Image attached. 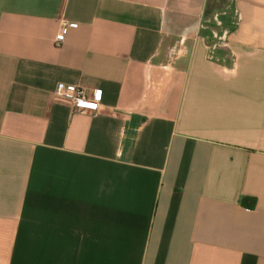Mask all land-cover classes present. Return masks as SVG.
Segmentation results:
<instances>
[{
  "label": "crops",
  "instance_id": "1",
  "mask_svg": "<svg viewBox=\"0 0 264 264\" xmlns=\"http://www.w3.org/2000/svg\"><path fill=\"white\" fill-rule=\"evenodd\" d=\"M227 1L0 0V264H264V0Z\"/></svg>",
  "mask_w": 264,
  "mask_h": 264
},
{
  "label": "built area",
  "instance_id": "2",
  "mask_svg": "<svg viewBox=\"0 0 264 264\" xmlns=\"http://www.w3.org/2000/svg\"><path fill=\"white\" fill-rule=\"evenodd\" d=\"M68 32V27L63 26L61 32L56 36V45H61L65 40V35ZM58 97L66 102H70L75 113L89 114L96 113L100 109L99 91H94L90 96L84 88H77L70 85H59L57 88Z\"/></svg>",
  "mask_w": 264,
  "mask_h": 264
},
{
  "label": "rangeland",
  "instance_id": "3",
  "mask_svg": "<svg viewBox=\"0 0 264 264\" xmlns=\"http://www.w3.org/2000/svg\"><path fill=\"white\" fill-rule=\"evenodd\" d=\"M227 6H228V9H227V16L226 17H223L222 20L224 22V24L226 23V26L227 27H230L232 25V23L234 22L235 20V17L232 15V10L230 9V0L227 1ZM210 19V22L206 23L205 25H212L213 23H215V21H213V18H209Z\"/></svg>",
  "mask_w": 264,
  "mask_h": 264
}]
</instances>
